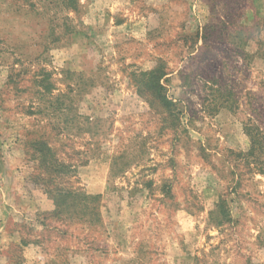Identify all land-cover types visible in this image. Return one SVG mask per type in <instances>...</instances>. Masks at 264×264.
I'll return each instance as SVG.
<instances>
[{
	"label": "rangeland",
	"instance_id": "obj_1",
	"mask_svg": "<svg viewBox=\"0 0 264 264\" xmlns=\"http://www.w3.org/2000/svg\"><path fill=\"white\" fill-rule=\"evenodd\" d=\"M0 264H264V0H0Z\"/></svg>",
	"mask_w": 264,
	"mask_h": 264
},
{
	"label": "trees",
	"instance_id": "obj_2",
	"mask_svg": "<svg viewBox=\"0 0 264 264\" xmlns=\"http://www.w3.org/2000/svg\"><path fill=\"white\" fill-rule=\"evenodd\" d=\"M144 76H147V79L142 81V85L143 87L140 88V92H143V91H150L152 90L154 93L157 94L158 97H161V100L164 101V103H168V99H167V94L163 93V90L165 91V88L164 86L160 83L163 76H165V73L162 71V68L161 67H158V68H155L153 69L152 71L146 73ZM146 89V90H145ZM40 144L41 148H45L47 147V143L46 142H42V143H38ZM54 161V162H58V160H56L54 157L53 158H50L49 159V156L47 154H44V159L43 161ZM59 168H62V169H66V167L62 164H59V163H55ZM49 169H51V167H49ZM55 171V170H54ZM56 172V171H55ZM55 194H56V197H54L55 199L58 198H61L63 200L64 203H67L68 199H74V196H73V193L68 191V190H65V189H59L57 188V190H55ZM87 197V196H86ZM88 198V197H87ZM60 203V202H59ZM61 205V203H60ZM73 204H71L70 202V205L69 203L66 204L65 209H68V208H73ZM78 209L80 210H88L87 209V205H83V206H78ZM79 210L78 213H81V211Z\"/></svg>",
	"mask_w": 264,
	"mask_h": 264
}]
</instances>
